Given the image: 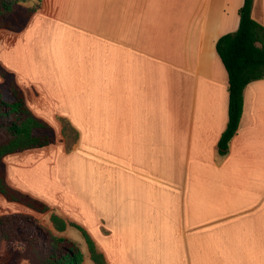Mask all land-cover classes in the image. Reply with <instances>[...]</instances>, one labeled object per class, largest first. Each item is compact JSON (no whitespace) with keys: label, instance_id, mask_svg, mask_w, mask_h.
<instances>
[{"label":"crops","instance_id":"1","mask_svg":"<svg viewBox=\"0 0 264 264\" xmlns=\"http://www.w3.org/2000/svg\"><path fill=\"white\" fill-rule=\"evenodd\" d=\"M243 3L40 0L20 29L1 28L0 71L56 141L3 158L8 185L49 212L0 202L61 237L81 231H57L52 212L84 228L107 264H264V78L218 150L229 76L216 43ZM252 15L264 26V0ZM61 119L78 133L71 150Z\"/></svg>","mask_w":264,"mask_h":264},{"label":"trees","instance_id":"2","mask_svg":"<svg viewBox=\"0 0 264 264\" xmlns=\"http://www.w3.org/2000/svg\"><path fill=\"white\" fill-rule=\"evenodd\" d=\"M22 0H0V28H10L7 18ZM254 0H244L239 9V27L222 35L216 50L229 76L228 124L218 142L219 153L224 155L233 137L237 134L244 108V92L247 85L264 78V26L252 15ZM40 8V0L27 9L28 19ZM6 77L5 71H0ZM11 100L3 97L0 90V194L8 201L22 203L40 213L50 210L44 202L10 187L2 166L3 158L11 153L39 148L56 141L53 128L35 116L26 105L25 95L13 81L6 86ZM63 139L71 150L78 139L75 128L66 119H61ZM51 221L59 232L68 226L79 229L86 241L94 264H107L104 254L98 249L88 232L73 222L51 213ZM5 243L23 246V259L31 264H84V254L73 240L54 234L31 215L11 213L0 216V248Z\"/></svg>","mask_w":264,"mask_h":264},{"label":"rangeland","instance_id":"3","mask_svg":"<svg viewBox=\"0 0 264 264\" xmlns=\"http://www.w3.org/2000/svg\"><path fill=\"white\" fill-rule=\"evenodd\" d=\"M37 3H38V0H22L21 2H19V4L16 7L15 12H13L7 18L8 22L10 24V28H7V29H11V30L20 29L24 25V23L27 19L26 18L27 9L34 6ZM6 80L9 83V81H11L12 79L10 76L6 75ZM2 92H3V97L6 100L12 99L11 95L8 93L6 88L2 89ZM2 166L5 169L3 162H2ZM1 198H4L6 201V198L2 194H0V201H1ZM6 202H8L9 204H12L10 201H6ZM9 206L10 205L5 206L4 204H2L0 202V216L6 215V214H11V213H16V212H12L13 210ZM47 212H49V211H47ZM44 213H46V212H44ZM22 214H25V213H22ZM25 215H30V214H25ZM31 216L35 217L34 215H31ZM35 218H37V217H35ZM37 219L39 220V222L41 224H43V219H41V218H37ZM69 237L80 246L81 250H83L82 252L87 251V245H86L84 237L81 235V233H72L69 235ZM22 250H23L22 245L5 243L0 248V264H31V262L29 263L27 260L23 259Z\"/></svg>","mask_w":264,"mask_h":264}]
</instances>
